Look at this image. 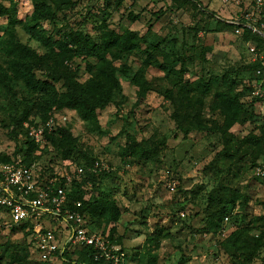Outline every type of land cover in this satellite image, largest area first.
<instances>
[{"label":"rangeland","instance_id":"1","mask_svg":"<svg viewBox=\"0 0 264 264\" xmlns=\"http://www.w3.org/2000/svg\"><path fill=\"white\" fill-rule=\"evenodd\" d=\"M199 1L236 26L258 2ZM0 7V39L13 33L31 50L48 89L27 87L0 52V153L14 157L22 143L37 179L78 166L93 175L90 219L123 246L122 264L264 262V53L240 29L163 0ZM80 99L97 116L85 118ZM1 243L0 264H37L28 232L3 231Z\"/></svg>","mask_w":264,"mask_h":264},{"label":"built area","instance_id":"2","mask_svg":"<svg viewBox=\"0 0 264 264\" xmlns=\"http://www.w3.org/2000/svg\"><path fill=\"white\" fill-rule=\"evenodd\" d=\"M256 4V11L246 12L238 26L247 27L264 38V24L257 26L264 18L262 0ZM30 135L35 134L32 132ZM83 174L84 170L79 168L64 178L52 179L46 188H41L36 177V166L25 167L20 161L0 166V209L14 224L29 222L34 225L33 242L37 260L54 261L57 255H63L73 247L93 249L96 262L105 260L120 264L124 260V253L106 235L92 233L81 213L65 208L68 204L67 192L74 179H79ZM257 176L264 177V170L258 169ZM62 179L65 181L64 188L57 189ZM76 207L79 209L81 204Z\"/></svg>","mask_w":264,"mask_h":264},{"label":"trees","instance_id":"3","mask_svg":"<svg viewBox=\"0 0 264 264\" xmlns=\"http://www.w3.org/2000/svg\"><path fill=\"white\" fill-rule=\"evenodd\" d=\"M163 1H170L172 2V5L177 4V3L182 4V5H193L197 13L202 18L200 22H202L205 18L211 19L214 23L217 24L218 27H220L222 30H226L227 32H232L235 34L236 30L240 29L242 31V35L240 36V39L246 43H251L252 45H254L256 52L264 53V38H262L260 35L256 33H253V31L248 29L247 27H243V26L239 27V26H236L235 24H230L229 22L216 17L215 13L208 12L206 7H204L199 0H163ZM170 10L172 11V7ZM247 10L248 9H246V11ZM262 10L264 13V7L262 8ZM0 14L1 15L6 14L4 9H2L1 7H0ZM243 14H241V17L243 16ZM242 21L243 20L241 18L240 22ZM261 22H264V21H261ZM202 31L203 30L201 29L200 32ZM11 36H13V33L6 34L4 38L0 39V52L4 56L9 57V60H10L9 62L11 63L10 70L13 71L17 79L23 81L26 84V86L29 87L30 89H34V90L40 89L43 91L48 90L47 88H45V86L47 87L46 84L40 85V81L36 80V77L33 73V66L30 63L31 50L19 42L13 41L11 39ZM255 65H256V69L264 70L261 62ZM79 104L84 106V109H82V115H84L85 118L89 119V118H93L94 116H97V111H95L94 107L89 102H87L85 99H80ZM19 122H21V125H22V118L19 119ZM21 136H22V131H21ZM24 136H26L25 140L28 144L29 142L27 140L29 138L28 137L29 134L25 132ZM35 148H38V146L31 141L28 152L29 151L33 152ZM14 155L15 156L12 157L13 155H5V154L0 153V165L13 164L17 162L18 160L25 167H33V166H37L38 164L36 160L34 161L26 157L23 158L22 160V143H20ZM69 168H71V165H69ZM79 168H82L84 170V175L81 179H76V178L74 179L71 185V188L67 192L68 204L66 205L65 208L71 212L81 213L87 222V227L89 228V230L91 232L94 231L92 233H102L103 235H106L105 230L103 228L96 226L94 222L91 221L90 213L92 212V216H93V211H90V210L92 208L95 211V206H91V202L87 200L85 197L86 191L84 189L86 188V184L89 182V180L93 178V175L88 174L85 171V168L83 166H78L76 169H79ZM262 169L264 170V167H262ZM51 172L52 173H51L50 178H46L42 174H40V176L38 177L39 185L41 188H46V186L49 185V182L56 177L52 170ZM64 182H65L64 179L60 180V182L57 184V189L64 188ZM77 204H81V207L79 209L76 207ZM226 216L227 218H229L228 214H226ZM226 216L224 218H221L222 221L225 220ZM5 219L8 220V217L6 214L3 213V210L0 209V238H3V231H13L15 228L19 229L20 231L23 230V231L28 232L29 235H31L33 238L34 225L32 223L27 222V223L14 224L12 222H6ZM108 238L114 245L119 246L121 253L124 252V248L122 245L113 241L112 238L110 237ZM5 244L3 245L1 243L0 248L2 246H5ZM33 246H34L35 254L37 256L34 242H33ZM20 249L22 250L23 247H20ZM21 250L16 252V254H18L16 258L23 259V252L21 253ZM6 256H7V253H4V257L2 255V257H0V261ZM94 258H95V252L93 251V249L86 248V247H73V248H69L66 252L63 253V255H57L54 261L41 262L37 260V257H36V262L37 264H112L105 260L96 262ZM123 262L124 260L120 264H122Z\"/></svg>","mask_w":264,"mask_h":264}]
</instances>
